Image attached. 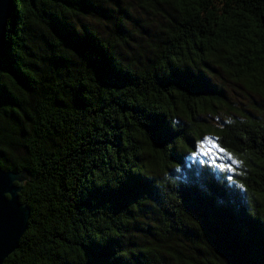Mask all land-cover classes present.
Returning <instances> with one entry per match:
<instances>
[{
	"label": "trees",
	"instance_id": "trees-1",
	"mask_svg": "<svg viewBox=\"0 0 264 264\" xmlns=\"http://www.w3.org/2000/svg\"><path fill=\"white\" fill-rule=\"evenodd\" d=\"M226 78L264 101V0H13L0 167L30 216L2 264H264V120Z\"/></svg>",
	"mask_w": 264,
	"mask_h": 264
},
{
	"label": "water",
	"instance_id": "water-1",
	"mask_svg": "<svg viewBox=\"0 0 264 264\" xmlns=\"http://www.w3.org/2000/svg\"><path fill=\"white\" fill-rule=\"evenodd\" d=\"M12 11L13 0H0V58L4 53L6 26ZM28 180L26 170L8 171L0 167V264L18 248L27 229L30 209L20 202L19 193Z\"/></svg>",
	"mask_w": 264,
	"mask_h": 264
},
{
	"label": "rangeland",
	"instance_id": "rangeland-1",
	"mask_svg": "<svg viewBox=\"0 0 264 264\" xmlns=\"http://www.w3.org/2000/svg\"><path fill=\"white\" fill-rule=\"evenodd\" d=\"M222 86L225 90L226 96L232 102V106L235 108H238L239 106L245 107L246 113L254 114L257 118L264 120V101L259 95L253 94L252 96L256 103L253 102V100L251 101L250 97L244 92V86L238 84L234 85L228 78H226V81H222ZM228 112H230L228 109L218 110V113H216L212 122L215 125H218V122L229 120ZM196 152L197 159L202 163L207 162L211 165L222 168L234 164V159L218 148L214 139L208 135L204 136L203 141Z\"/></svg>",
	"mask_w": 264,
	"mask_h": 264
}]
</instances>
